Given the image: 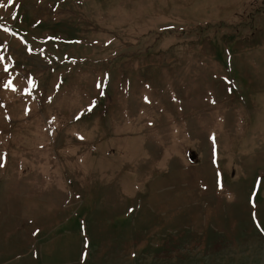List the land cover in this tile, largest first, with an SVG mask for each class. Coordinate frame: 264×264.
I'll list each match as a JSON object with an SVG mask.
<instances>
[{
    "label": "rangeland",
    "instance_id": "obj_1",
    "mask_svg": "<svg viewBox=\"0 0 264 264\" xmlns=\"http://www.w3.org/2000/svg\"><path fill=\"white\" fill-rule=\"evenodd\" d=\"M0 5V264H264V0Z\"/></svg>",
    "mask_w": 264,
    "mask_h": 264
},
{
    "label": "snow or ice",
    "instance_id": "obj_2",
    "mask_svg": "<svg viewBox=\"0 0 264 264\" xmlns=\"http://www.w3.org/2000/svg\"><path fill=\"white\" fill-rule=\"evenodd\" d=\"M0 6H2V5H0ZM81 139H83V137H81ZM220 187H222V185H220Z\"/></svg>",
    "mask_w": 264,
    "mask_h": 264
}]
</instances>
